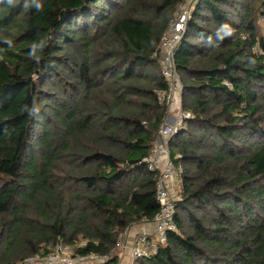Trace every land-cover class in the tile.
I'll use <instances>...</instances> for the list:
<instances>
[{"label":"trees","instance_id":"trees-1","mask_svg":"<svg viewBox=\"0 0 264 264\" xmlns=\"http://www.w3.org/2000/svg\"><path fill=\"white\" fill-rule=\"evenodd\" d=\"M182 2L0 0V264L59 244L118 264L121 237L154 220V55ZM262 21L264 0L195 4L175 55L194 116L171 142L178 232L136 264H264Z\"/></svg>","mask_w":264,"mask_h":264},{"label":"built area","instance_id":"built-area-1","mask_svg":"<svg viewBox=\"0 0 264 264\" xmlns=\"http://www.w3.org/2000/svg\"><path fill=\"white\" fill-rule=\"evenodd\" d=\"M198 1L183 0L170 31L162 38L160 47L154 55L160 63L162 76L167 84V90L158 93L160 101L167 110L153 151L144 163L149 172L157 175L156 203L159 209L153 221L142 223L152 226V231L145 230L136 234L133 244L128 249L134 262L157 254L160 247L167 243L169 235L178 232L175 214L176 206L181 201L182 195L177 191V184H182L184 168L181 162L176 163L182 159V156L173 157L171 142L187 129L189 121L194 116L183 108V85L176 68L175 55ZM253 52L264 56V49L260 46L254 47ZM84 244L81 243L79 247ZM61 245L56 247L54 253L44 258L46 262L68 264L67 260L61 256L63 253ZM119 247H122L123 251L127 249V245L121 246V242ZM75 259L83 260L78 261L81 263L103 260L93 255L85 258L75 257ZM39 260L40 258L37 257L30 262L34 263Z\"/></svg>","mask_w":264,"mask_h":264},{"label":"rangeland","instance_id":"rangeland-1","mask_svg":"<svg viewBox=\"0 0 264 264\" xmlns=\"http://www.w3.org/2000/svg\"><path fill=\"white\" fill-rule=\"evenodd\" d=\"M179 9H180V5L177 8V10L175 11L174 16H173V19L171 20L170 25H169L168 29L166 30V32L164 33L163 37L170 31V29H171V27H172V25L174 23L175 17L177 15ZM261 28H262V33L264 35V22L263 21L261 23ZM177 187H178V190L181 189L180 183L177 184ZM125 234L121 237V241H120L121 242V246L122 245L124 246L125 243L126 242H129L132 238H133V242H134V239H135L134 237L136 236V234H134L132 237H129V231H127ZM61 246L63 247L62 248L63 253L61 254V256L63 257V259L67 260L68 264H104L106 261L109 260V258L104 259V261L102 263L100 261L99 262H96V261H92V260L89 261V262H86V263H81V262H78V261H83V260L75 259V257H74V255L76 256V254H75V248L76 247H71L70 245H66V244L65 245L62 244ZM123 254H124L123 248L122 247H119V249H118V255H119L118 256V264H136V262H134V260H133V258L131 256H129V261L128 262H124ZM40 261H41V263L50 264V263L46 262L44 258L40 259ZM27 264H37V262L34 261V263H32V262L28 261Z\"/></svg>","mask_w":264,"mask_h":264},{"label":"crops","instance_id":"crops-1","mask_svg":"<svg viewBox=\"0 0 264 264\" xmlns=\"http://www.w3.org/2000/svg\"><path fill=\"white\" fill-rule=\"evenodd\" d=\"M180 185H181V189L178 190V187H177V191H179L178 193H180L182 195V192H181L182 191V184H180ZM145 230L146 231H152V226H149L148 224H140V225L133 226V227H131V229L128 230L129 231V237H132L134 234L142 233ZM132 243H133V238L129 242L125 243L127 245V249L124 250V254H123L124 262L129 261L130 252L128 249H129V247H131Z\"/></svg>","mask_w":264,"mask_h":264},{"label":"clouds","instance_id":"clouds-1","mask_svg":"<svg viewBox=\"0 0 264 264\" xmlns=\"http://www.w3.org/2000/svg\"><path fill=\"white\" fill-rule=\"evenodd\" d=\"M7 2H8L9 4H12V3L15 2V0H7Z\"/></svg>","mask_w":264,"mask_h":264}]
</instances>
